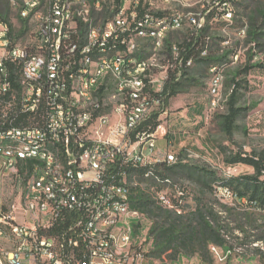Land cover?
<instances>
[{
  "label": "built area",
  "instance_id": "1",
  "mask_svg": "<svg viewBox=\"0 0 264 264\" xmlns=\"http://www.w3.org/2000/svg\"><path fill=\"white\" fill-rule=\"evenodd\" d=\"M10 7L18 12L23 20L34 19L36 29L31 43L22 44L12 34L11 26L0 16V96L3 90H14L8 77L10 65L22 71V93L9 103H3L2 119L11 115L17 118L26 116L29 124L0 129V134H15L20 141L34 140V147L28 151H14L12 147L0 148V152H20L30 155L40 153L48 158L50 177L39 183L38 195L28 196L27 180L23 181V221H18L15 207L4 213L0 204V224H6V231H0V264H141V256L148 255L145 240L141 239L137 252L127 255V261H117L120 246H114L115 234L107 233L104 239H96L98 227L108 222H118L119 212H126L129 187L122 180L126 167H149L150 177L158 164L171 166L179 160L167 151L162 155L157 148V137L162 135L165 124L152 129L150 123L155 115L167 116L165 87L171 75L179 80L185 69L193 66V59L186 62L178 46H172L171 55H177L174 68L159 71L163 82L153 89V103L147 111L128 112L126 100L144 97L130 94V86L141 83V69H153V62H165L157 56L159 34L154 29L155 18L151 4L147 0H135L133 6L119 9L120 20L84 21V14H73V0H43L39 6L23 7L18 0H8ZM117 1L82 0L83 3L100 4L105 9H115ZM230 0L219 3L225 14L222 18L229 22L227 5ZM181 17H174V24ZM197 33L204 23L197 24ZM83 25L81 46L70 49L72 28ZM169 26V25H165ZM149 39L152 52L137 59L120 57L114 66H106L105 57L91 58V51L102 47L120 49L122 46L139 48V41ZM170 55L167 53V58ZM166 58V59H167ZM95 64H102V73H95ZM109 68H117V80L121 89H129V97L122 104V111L112 113L111 106H104L102 94L110 89L102 82V75H109ZM214 69V68H213ZM90 72V88H97L98 100L93 109H81L70 99L71 74L83 76ZM221 77V72H219ZM218 77V78H219ZM217 82L214 84V92ZM89 93H81L88 100ZM216 97V96H215ZM1 104V101H0ZM215 106H218L215 101ZM61 143L64 151L70 152L71 164L68 170V183L64 188L50 190L46 179L55 178L56 159H53V144ZM170 147V144H169ZM108 154H115L113 167H105ZM188 155V150H187ZM0 165V179L8 174L9 166ZM90 169H103V177L90 176ZM37 166L30 168L28 178H33ZM239 166H228L226 175H235ZM20 178V173H16ZM149 177V178H150ZM157 178V177H156ZM221 199H236L234 192L216 191ZM175 203L167 190L158 194L168 199L174 209L183 213V193ZM34 198H41L42 212H33ZM248 205L246 199L242 200ZM241 201V202H242ZM128 216H140L139 211L126 212ZM94 215H101V225L92 226ZM128 237L131 228L121 226ZM212 252V250H210ZM220 263V258H216Z\"/></svg>",
  "mask_w": 264,
  "mask_h": 264
},
{
  "label": "trees",
  "instance_id": "2",
  "mask_svg": "<svg viewBox=\"0 0 264 264\" xmlns=\"http://www.w3.org/2000/svg\"><path fill=\"white\" fill-rule=\"evenodd\" d=\"M214 1L225 3L223 0ZM236 3L240 4L238 1ZM257 3L255 0H246L245 3H241L239 12L233 10V24L231 27L239 35L244 30L246 33L244 37L239 38L229 46H224L228 39L222 38L220 32L212 33L213 21L218 17L222 18L225 14L223 12L222 15H219L217 13L218 8L204 10L205 23L198 33L191 31L180 42L170 32L165 40V48L169 55L172 53V46H178L185 62L193 59V66L187 68L179 80H176L175 75H171L170 81L165 87L166 106L169 105L172 99L199 85L200 78L211 73L213 68L224 69V82H226L227 87L224 104L225 112L217 115L215 120L220 132L231 142H233L238 131L247 133V129L244 125H241V121L257 108L255 103L247 105L246 100L248 93L252 92L249 77L254 71L264 70V63L256 60L264 53V5ZM122 4V0L117 1V7L113 12L110 9H105L102 13L95 14L97 20L112 18L122 8ZM11 15L9 1L0 0V16L10 24L12 34L19 39L27 31L28 20H23L18 16L21 29L16 31L11 21ZM156 15L164 17L166 13L158 12ZM81 31L85 34V31ZM242 42L249 45V50L244 54V61H242L239 50ZM237 56L238 60L235 61ZM171 57L173 58V55ZM8 77L13 84L16 95L19 96L23 90L21 69L15 65H10ZM6 98L8 99L9 96H0V129L6 130L11 126L28 125L29 122L26 116H19L14 119V117L8 115L7 118L2 119L3 103L7 100ZM158 118V114L155 115L150 123L152 129L160 124ZM218 148L227 166L245 165L251 167L254 174L220 179L213 170L186 164L184 157L187 154V149H183L179 153V161L176 164L171 166L166 164L156 165L154 177H150L149 167H126L128 182L131 185L134 184L133 186H136V181L139 184L137 187H132L131 209L139 211L144 216L143 221L148 220V218L152 221L149 236L154 239V248L148 253L149 256L160 259L169 255L172 258L179 259L182 256L199 255L204 259L209 255L211 245L221 249L224 248L223 251L226 253L231 252L226 246L228 238L224 226L218 221L214 210L205 205L206 197L217 195L216 185L231 189L236 196V201L241 202L246 199L249 206L264 211V153L255 151L247 153L243 149L231 152L229 147L225 145H219ZM62 156L66 160L71 158L70 153L63 152ZM19 166L21 172H24L30 170L33 163L29 162L27 165H23L21 161H18L16 169ZM176 179L190 182L196 188V208L189 213H186L184 204L182 206L183 213H180L177 209H174L171 203L167 205L166 201L168 199L162 200V197H159L160 202L169 208L166 209L156 197L158 194H163L167 188H174ZM173 201L178 202L177 198ZM142 227V221L135 223L134 235L147 243L148 236L143 237Z\"/></svg>",
  "mask_w": 264,
  "mask_h": 264
},
{
  "label": "rangeland",
  "instance_id": "3",
  "mask_svg": "<svg viewBox=\"0 0 264 264\" xmlns=\"http://www.w3.org/2000/svg\"><path fill=\"white\" fill-rule=\"evenodd\" d=\"M130 1H132L133 4L135 3V0ZM235 1H238V3L240 2V4L238 5ZM245 1L246 0H230L227 5V12L228 14H232V19H229V22H226L224 18L221 17H218L213 21L212 33L220 32L219 34L222 35V38L228 39V41L224 43V46H229L239 38L245 36L243 31L239 35L236 33L235 29L231 27L233 24V10L239 12L241 3H245ZM255 1L258 2L257 4L264 5V0ZM147 2H150L153 14L158 12L166 13L167 16L165 17H169L170 20H174V17H181L179 20L181 21L182 26L177 30L170 31L173 36L176 37V40H179L180 42L185 39L189 32L196 29L192 20L195 19L197 24L205 23V9L212 10L218 8L217 13L219 15H222L223 13V7L219 1L214 0H147ZM11 11V21L14 24L16 31H19L21 25L18 20V12L13 9H11ZM110 11L113 12L114 9H111ZM35 29L36 21L30 19L24 36L16 39L22 44L31 43ZM139 45L143 56H146V53L152 52L150 40L142 39L139 41ZM165 49L166 48L158 53L159 60H165V62H158L159 66L161 68L164 67V69H172L176 65L177 56L172 58L170 55L167 58V50ZM239 50L242 61H244V54L249 50V45L242 42ZM237 59L238 56L235 60L237 61ZM256 60L264 63V53H262ZM215 69H217L218 72L221 71L222 76L224 75V69ZM216 73V71H211V73L204 75V77L200 78L199 85L190 88L189 92L181 94L170 101L169 105L166 106L168 109V115L160 116V124H165L167 126V128H162V135L165 134V140L171 142L170 136L168 135L169 131H173V129H181L180 126L178 128H174L173 125L171 126L170 119L172 116L183 111H197L195 107L202 106L201 111L195 112L197 118L194 117L197 120L201 119V117L206 119V123H203V126L201 127V134H198L199 131L193 134H185L181 132L180 135L178 134L173 139L174 144L176 143L175 145L177 147L172 151L178 154L183 149H191L192 152L190 157H188L187 154L185 157L183 156L185 163L213 170L218 174L220 179H229L233 176L240 177L253 175L254 170L245 165H240L239 171L235 175H226L225 170L228 166L224 163V158L218 147L219 145H225L229 147L231 152H237L243 149V151L247 153H251L252 151L264 153V117L253 114L255 111L254 109L244 120L241 121V125H244L247 129V133L245 134L242 131H238L234 136L233 142L228 141L225 135L220 132L215 120L217 115L225 112L224 104L227 95L226 82H224V86L221 87L222 90L217 95L212 94L211 89L213 83L219 75ZM259 82L261 86L264 84V80H260ZM262 96L264 97V95L259 93H248L246 99L247 105L255 103L258 107L259 100L261 102L264 99ZM214 101L218 104L215 108L213 106ZM162 135H158V137H162ZM202 147H206L208 152L202 149ZM167 152H169V150ZM29 172L30 170L21 172V167L19 166L16 170L8 172L7 175L0 179V204L4 209V213L6 214L7 212H10V210L15 207V213L20 222L24 219L20 208L23 204L22 195L25 188V184L20 180H27L28 189L30 179L28 178ZM16 173H20L18 174L20 175V178L17 177ZM221 187L222 186L216 185V191H220ZM167 190L172 200L179 197L178 192L183 193L182 199L184 206H186V213H189L196 208V188L190 182L176 179L174 181V188H167ZM167 190L164 192H167ZM153 193H155V191H153ZM156 197L160 202L159 197ZM205 201V205L214 210V214L217 215L218 221L224 226L228 238L226 246L231 252L226 253L223 251L225 250L224 248L221 249L220 247L211 245L210 250H212V252L209 251V255L204 259L199 257V255H192L191 257L182 256L179 259L172 258L169 255L156 259L154 256L147 255L142 264H264V211L255 209L254 207L245 204L243 201L238 202L234 199H221L218 195H209L205 198ZM166 203L167 205H170L168 201H166ZM160 204L164 208L169 209L161 202ZM143 217L144 216L142 215L140 220L143 222L142 232L144 234L143 237H145V235L148 236L146 247L150 253L154 248V239L149 236V229L152 221L148 217V220L146 219L143 221ZM137 238L141 241V238ZM216 258H220V263H218Z\"/></svg>",
  "mask_w": 264,
  "mask_h": 264
},
{
  "label": "bare ground",
  "instance_id": "4",
  "mask_svg": "<svg viewBox=\"0 0 264 264\" xmlns=\"http://www.w3.org/2000/svg\"><path fill=\"white\" fill-rule=\"evenodd\" d=\"M111 0H104L108 2ZM233 1V0H232ZM21 2L23 7L39 6L43 3V0H18ZM122 8L125 9L126 6H133L134 4L130 0H122ZM230 2V1H229ZM236 2V1H235ZM232 4V2H231ZM121 5V4H120ZM73 14H84V21H91V15L100 14L103 12L100 4L83 3L82 0L72 1ZM233 13V12H232ZM229 19H232V14H228ZM193 18V17H192ZM112 20H120V11L116 12ZM195 20V19H194ZM232 21V20H231ZM165 25H169L166 26ZM181 21L179 20L174 24V20H170L169 17L165 18H155L154 29L157 30L159 34V39L157 43V56L159 51L165 48V40L172 30H177L181 27ZM83 30L82 24H75L72 28V36L70 39V49H77L81 46V33ZM244 34L246 31H243ZM149 40V39H148ZM146 41V40H145ZM166 50V49H165ZM205 54V52H203ZM145 55V54H144ZM139 56H143L140 48H132L131 46H122L120 49H110V47H102L97 51H91V58L105 57L106 66H114L117 63L118 58L127 57L128 59H137ZM177 55H173V58ZM161 57V56H160ZM166 58V57H165ZM237 58V57H236ZM160 59V58H159ZM167 60V59H166ZM173 60V59H172ZM238 60V59H237ZM169 61V60H168ZM236 61V60H235ZM172 62V61H171ZM161 68L158 62H153V69H141L139 72V79L141 83L137 86H130V94H142L144 97H134L128 98L126 100V108L128 112L147 111L148 108L153 103V89L156 84L163 82V74H159V71L166 70L164 67ZM172 68V67H171ZM186 70V69H185ZM212 72H217V69H212ZM221 72V71H220ZM95 73H102V64H95ZM224 73V72H223ZM216 77V76H215ZM216 77L213 86L212 94L217 95L224 85V75ZM215 92L214 84L217 82ZM84 82H90V72H83V76L78 74H71V86H76V88L69 89L70 99L75 100V105L81 109H93L94 103L98 100L97 88H90L89 85H83ZM102 82H107V86L113 90H107L106 94H102V103L104 106H111L112 113H119L122 111L121 102H125V99L129 97V89H121V82L117 80V68H109V75H102ZM81 93H89L88 100L81 98ZM2 96H9L5 103L11 102L14 98V90H3ZM215 105V101L213 106ZM12 147L14 151H28L30 148L34 147V140H24L20 141L15 137V134H0V148ZM70 153L69 151H64L61 143L53 144V159H56L55 168V178L46 179V186L50 190H58L65 187L68 183V170L71 164V158L65 159L62 153ZM168 154L173 158H179V153L168 152ZM188 152V157H190ZM21 161L23 165H27L29 162L33 163V166H37V171L33 172V178L29 179L27 193L28 196L38 195L39 183L42 182L43 178L50 177V169H48V158L42 157L40 153H32L27 155L26 153L20 152H0V165H9L11 162L18 164ZM179 160L174 162L176 164ZM115 163V154H108L105 158V167H113ZM32 166V167H33ZM17 165L9 166L8 172H13L16 170ZM90 176L92 177H103V169H90ZM122 180L124 184L128 186H133L128 182L127 172L122 173ZM221 190H226L233 192L227 187H221ZM132 197V187H129L127 191V203L126 212H133L135 210L131 209L130 200ZM43 203H41V198H34L33 201V212H42ZM126 212H119L118 222H108L101 225V215H94L92 218V226L98 227V232H96V239H104L107 233L115 234L114 246H120V252L117 253V261H127V255L137 252V247H140L141 241L134 235V224L140 222V216H128ZM121 226H127L131 228L128 237L126 238V232L123 231ZM0 231H6V224H0ZM215 249V248H214ZM145 256H141V264L145 260Z\"/></svg>",
  "mask_w": 264,
  "mask_h": 264
},
{
  "label": "crops",
  "instance_id": "5",
  "mask_svg": "<svg viewBox=\"0 0 264 264\" xmlns=\"http://www.w3.org/2000/svg\"><path fill=\"white\" fill-rule=\"evenodd\" d=\"M260 80H264V70L254 71L250 76V90L252 89V94L259 93L261 95H264V84H262V86H261V84L259 82ZM195 109L197 111L188 110L187 112L183 111V112L175 114V115L172 114L173 116L170 119L171 126L173 125L174 128H178L180 126L181 129H173V131L172 130L169 131L168 135L170 136L171 142H168V140H165V134L162 135V137H157V148H158V151L162 155L168 150H169V152H174L172 150H174L177 146L175 145L176 143L174 144L173 139L178 134L180 135L181 132H183L185 134L186 133L187 134L188 133L193 134V133H196L197 131H199L198 134H201L200 133V132H202L201 127L203 126V123L204 124L206 123V119L202 118V117L199 120L195 119L194 118V117H196L195 112L201 111L202 106H198V107L196 106ZM253 114H255L256 116L264 117V99L261 102L259 100L258 107L255 109ZM184 129H186V130H184ZM169 144H170V147H169ZM202 149H204L206 152H208V149L206 147H202ZM187 150L189 153L192 152V150L189 148H187ZM167 154H168V152H167Z\"/></svg>",
  "mask_w": 264,
  "mask_h": 264
}]
</instances>
